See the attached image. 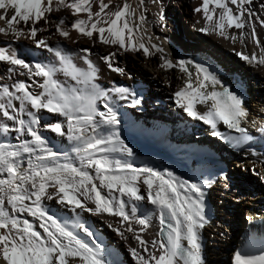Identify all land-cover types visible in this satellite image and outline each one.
Instances as JSON below:
<instances>
[{
	"label": "snow or ice",
	"instance_id": "obj_1",
	"mask_svg": "<svg viewBox=\"0 0 264 264\" xmlns=\"http://www.w3.org/2000/svg\"><path fill=\"white\" fill-rule=\"evenodd\" d=\"M154 3L156 22L166 28L164 5ZM62 10L71 18L57 15ZM192 11L202 25L198 31L233 45L250 40L259 55L236 54L264 66V35L257 33L258 26L264 30V0L257 7L253 0H198ZM0 22V62L9 65L8 79L13 72L28 77L0 83V264H118L95 231L80 222L78 209L118 218L108 227L129 244L135 264H204L202 230L209 223L206 189L212 181L147 163L137 166L134 149L121 135L118 101L137 106L138 93L103 87L91 48L52 46L44 35L52 26L73 44L86 38L91 45L109 46L98 59L121 76L127 75L116 64L121 51L145 58L160 53L159 66L171 69L174 62L162 43H153L142 27L146 9L128 0H0ZM25 40L51 53L47 62L27 60L12 46ZM176 64L184 79L173 93L175 104L233 147L252 141L243 95L204 63L182 59ZM44 112L53 119L43 121ZM252 126L264 134V122L257 126L253 120ZM45 130L69 143L57 147ZM13 132L14 140L9 138ZM145 201L153 207L146 208ZM48 202L70 208L77 219L71 224L61 219ZM154 218L156 235L146 240L142 234ZM232 264H264V249L259 254L238 250Z\"/></svg>",
	"mask_w": 264,
	"mask_h": 264
},
{
	"label": "bare ground",
	"instance_id": "obj_2",
	"mask_svg": "<svg viewBox=\"0 0 264 264\" xmlns=\"http://www.w3.org/2000/svg\"><path fill=\"white\" fill-rule=\"evenodd\" d=\"M113 2L115 3L117 0H113ZM157 2L164 5L168 21L166 28L160 27L156 22L157 7L154 0H128V3L133 7L139 5L141 10L146 9V22L142 27L146 30V35L152 38L153 43H162L164 54L174 62L175 66L171 69H162L159 66L161 63L160 53H154L145 58L139 52L124 53L121 51L116 56V64L124 67L127 73L126 76H121L106 68L104 63L98 59L100 55L106 54L110 50L109 46L91 45L86 38H79L77 43L73 44L70 40L55 34L52 26H49L44 35L49 38L52 46L61 43L71 49L78 47L91 48L93 60L100 68L98 82L103 87L124 85L138 93L141 103L137 106H132L130 101L127 100L118 101V106L123 114L121 135L126 143L134 149V160L137 166H143L147 163L159 168H169L185 178L211 180L212 183L206 189L208 200L213 191L220 193V195L223 192L226 193V198H233L232 191H235L239 198L243 199L236 205L240 206V209L247 215L257 216L264 207V189L262 188V191H259V188L254 185V179L251 178H253V175L260 179L264 176V134L256 131V128L252 126V121L255 120L257 126L259 123L264 122V66L249 64L236 52L251 55L252 51H256L259 55V49L254 48L250 40L243 45L238 40L233 45L230 40L221 38L218 35L198 31V28L202 25L196 24L199 16L192 11L198 0H157ZM261 2L262 0H253V6L257 7ZM94 7H96L95 3ZM57 15H64L66 20L71 18L70 14L64 10ZM84 15L81 14L82 17ZM180 17H183L189 26V28L185 25L179 27L182 38L185 40V47L181 46L177 37V19H180ZM55 18L54 16L53 20ZM244 31L247 38L248 29ZM257 33L258 36L264 35V30L258 26ZM71 34L76 38L77 34L74 30ZM236 34L239 35V30H236ZM0 46H4L2 37H0ZM12 46L18 48V51L23 54V58L34 62L41 60L47 62V58L51 57V53H48L45 49L37 48L26 40L12 42ZM182 59L204 63L205 66L216 72L222 81L227 83V86L243 95L245 106L249 110L246 123L255 134L263 137L261 144H258L254 150L257 152L256 157L252 156L250 151L244 152L242 156L232 155L212 137L208 125L198 119L189 117L175 104L173 93L177 88L183 86L184 79L183 73L176 62ZM8 67L9 65L6 62H0V83L10 84L17 79L28 80L26 75L20 76L19 72H13L11 74L12 80H9ZM249 78L251 83L255 84L254 91H252L257 95L256 108L253 107L252 109L247 102L248 89L251 86V84L249 85ZM240 84H244L246 89H240ZM197 108L199 109L200 106L197 105ZM175 109L178 111H174ZM51 119H53V114L42 113L43 121ZM197 127L200 130H197ZM223 128L221 126V130ZM194 131V138L196 137L197 140L191 138ZM44 134L52 139L57 147H65L69 143L47 130L44 131ZM15 135L13 132L9 138L14 140ZM183 145L185 150H181ZM196 147L198 151L195 150ZM179 151L180 153H178ZM219 159L224 160L227 170L225 175L223 172L214 169L217 165L212 161L217 162ZM261 181L264 184V179H261ZM250 190H252L251 193ZM141 191L143 192V188ZM220 199L219 202L221 203ZM232 200L236 201L237 199L233 198ZM143 203L148 209L153 207L146 201ZM231 203L233 202L229 201L228 205ZM222 204H224L223 200ZM48 207L61 219L68 220L70 224L77 219L78 213L80 222L85 223L86 226H90L95 231L96 235L100 237L104 245L113 254L112 258L118 264H131V260L126 253L129 244L125 243L120 236L108 227L109 223L116 224L118 218L107 214L97 216L79 209L77 213H73L70 208H64L53 202H48ZM219 210V215L214 213L210 217L209 223L202 230L204 264H226V262L217 261V258L220 257V260H222L221 257L228 252H231L230 254L233 257L234 250L231 251V248L237 242L238 237L236 239V236L240 234L239 229L241 226H237L234 224L235 222L232 221V228L226 226L231 219L229 216L230 211L225 210L224 206H221ZM156 226L157 222L154 218L151 227L142 234L146 240L156 235ZM133 227L138 226L134 224ZM209 230L214 239L209 242L211 246L206 247L204 235ZM129 243H135V241L130 240Z\"/></svg>",
	"mask_w": 264,
	"mask_h": 264
},
{
	"label": "rangeland",
	"instance_id": "obj_3",
	"mask_svg": "<svg viewBox=\"0 0 264 264\" xmlns=\"http://www.w3.org/2000/svg\"><path fill=\"white\" fill-rule=\"evenodd\" d=\"M182 18V19H181ZM180 21V22H179ZM182 24V25H181ZM177 37H178V41L180 42V44H181V46H183V47H185L186 46V44H185V40L182 38V34H181V31H180V28L181 27H183V25H185V26H187L188 28H189V26H188V22L187 21H185L184 20V18L183 17H180V19H177ZM180 27V28H179ZM173 28H175V27H173ZM174 30V29H173ZM181 37V38H180ZM255 81V80H254ZM256 82V81H255ZM243 83L245 84V85H247L246 84V82L245 81H243ZM251 84V86L249 87V93L247 94V102H248V106L252 109L253 107H255L256 108V102H257V95L256 94H254V87H255V84L254 83H251V80H250V78H249V85ZM253 90V91H252ZM250 91H251V93H250ZM263 107H264V105H263ZM174 111H178L177 109H175ZM141 125V124H140ZM139 125V126H140ZM150 128V127H149ZM149 128H147L148 130H150ZM192 135H193V137H191V138H193V139H195V140H197V138L195 137L194 138V135H195V131L192 133ZM178 153H180V151L178 152ZM190 156H193V155H190ZM189 156V157H190ZM248 173V172H247ZM249 175L251 176V174L249 173ZM251 179H254L253 180V182H254V185L256 186V187H258L259 188V191H262V188L264 189V184H263V182L261 181V179L260 178H258L257 176H254L253 175V178H251ZM233 184V183H232ZM253 189H254V186H253ZM251 191L252 190H250V193H251ZM226 192V191H225ZM233 193H232V196H233V198H236L237 200L235 201V200H232L233 198H226V196H227V194L226 193H224L223 192V194L222 195H220V193H217V192H211V195H210V202H211V204L213 205V207H214V209H215V215H219V212H220V210H219V208L221 207V206H224V209L225 210H229L230 212V217H231V219L229 220V222L226 224V226L227 227H231L232 228V221L233 222H235L234 224H236L237 226H243V224H245V221H246V213L244 212V211H242L241 209H240V206H237L236 204H238V203H240L241 201H243V199H240L239 198V196H238V194L235 192V191H232ZM219 198H221L220 200H221V203L219 202ZM224 199H225V202H224ZM222 200H223V203L224 204H222ZM229 201H231V202H233V203H231L230 205H228V202ZM219 207V208H218ZM230 221H231V223H230ZM234 227V226H233ZM211 231L209 230V232L206 234V235H204V238H205V245H206V247H210L211 246V244L209 243L211 240H213L214 239V237H212L211 236ZM234 234V233H233ZM214 235V234H213ZM222 237V236H221ZM237 237H238V235L236 236V239H237ZM231 242V241H230ZM228 243V242H227ZM235 245V244H234ZM234 245L232 246V248H231V251H232V249H233V247H234ZM224 247V246H223ZM225 249V248H224ZM127 252V255L129 256V259L131 260V264H134L132 261H134L133 259H132V257L130 256V254L128 253V249L126 250ZM207 253V252H206ZM231 252H228L226 255H224V256H222L221 257V259L222 260H220V257H218L217 258V261H221L222 263L224 262H226V264H232V255L230 254ZM208 255V254H207Z\"/></svg>",
	"mask_w": 264,
	"mask_h": 264
}]
</instances>
